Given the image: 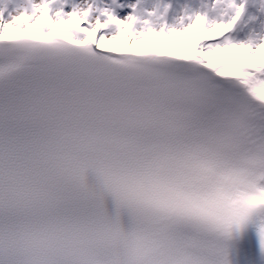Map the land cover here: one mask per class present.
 <instances>
[{"label":"snow or ice","instance_id":"snow-or-ice-1","mask_svg":"<svg viewBox=\"0 0 264 264\" xmlns=\"http://www.w3.org/2000/svg\"><path fill=\"white\" fill-rule=\"evenodd\" d=\"M249 222L264 0H0V264H231Z\"/></svg>","mask_w":264,"mask_h":264},{"label":"clouds","instance_id":"clouds-1","mask_svg":"<svg viewBox=\"0 0 264 264\" xmlns=\"http://www.w3.org/2000/svg\"><path fill=\"white\" fill-rule=\"evenodd\" d=\"M219 192L221 194V211L225 214L243 211L250 215L261 206L260 202L255 204L248 203L250 196L261 195L254 183H236L232 180L229 173L223 175Z\"/></svg>","mask_w":264,"mask_h":264}]
</instances>
